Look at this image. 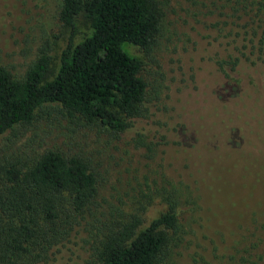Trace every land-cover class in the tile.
<instances>
[{
    "label": "trees",
    "instance_id": "trees-1",
    "mask_svg": "<svg viewBox=\"0 0 264 264\" xmlns=\"http://www.w3.org/2000/svg\"><path fill=\"white\" fill-rule=\"evenodd\" d=\"M187 1L224 19L231 29L225 34L228 42L242 41L248 50L245 62L251 63L252 56L264 63V0ZM163 16L160 0H58L57 19L69 35L55 76L47 80L49 47L40 48L20 75L0 66V137L10 135L4 145L40 128L44 119L63 118L111 140L125 138L150 157L163 145L166 130L186 124L148 96L142 62L127 56L122 45L148 52ZM80 25L89 34L75 43ZM218 57L213 60L222 78L237 72L232 52ZM199 138L187 149L186 170H195ZM229 139L223 157L197 161L204 167L198 170V187L212 183L213 167L227 155ZM1 153L0 264H171L173 249L181 242L180 188L170 184L155 190L167 211L139 231L151 194H142L147 204L137 202L133 210L118 195L116 204H108L89 158L58 148L24 156Z\"/></svg>",
    "mask_w": 264,
    "mask_h": 264
},
{
    "label": "rangeland",
    "instance_id": "rangeland-1",
    "mask_svg": "<svg viewBox=\"0 0 264 264\" xmlns=\"http://www.w3.org/2000/svg\"><path fill=\"white\" fill-rule=\"evenodd\" d=\"M160 1L164 16L150 50L127 43L122 50L142 62L148 96L157 105L166 104L171 116L180 115L185 128L166 130L163 145L149 157L125 138L111 140L63 118L44 119L40 128L19 135L7 147L5 138L10 135L0 137V154L24 156L58 148L89 158L101 177L100 196L108 204H116L118 195L133 210L137 202L147 204L142 194H151L139 231L167 211L154 193L172 184L182 196L181 242L173 249L171 264H264V163L252 151L264 157V63L252 56L251 63L245 62L244 43L228 42L225 34L231 29L224 19L202 5ZM57 4L58 0H0V66L20 75L40 48L49 47L47 80L55 76L69 35L58 22ZM88 34L80 25L75 43ZM230 52L237 72L226 79L213 56L221 59ZM198 137L195 170H186L187 149ZM229 137L228 153L213 167L212 183L198 187L196 179L204 167L197 161L223 157Z\"/></svg>",
    "mask_w": 264,
    "mask_h": 264
}]
</instances>
